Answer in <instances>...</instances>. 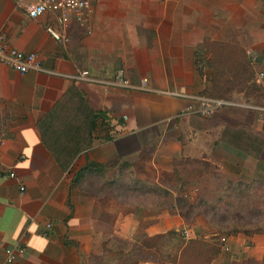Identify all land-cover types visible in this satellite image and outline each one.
Masks as SVG:
<instances>
[{
  "label": "crops",
  "instance_id": "0c3cea01",
  "mask_svg": "<svg viewBox=\"0 0 264 264\" xmlns=\"http://www.w3.org/2000/svg\"><path fill=\"white\" fill-rule=\"evenodd\" d=\"M46 23L44 18L30 20L10 0H0V33L8 45L35 53L43 70L61 75H19L0 66V109L7 115L0 139V260L4 248L19 245L23 253L13 264H96L110 255V242L115 241L122 255H154L160 249L157 257H139L135 264H177L188 241L219 243L224 238L208 264L261 261L264 235L222 237L201 216L185 221L166 211L142 216L118 209L112 217L110 207L119 208L114 201L95 202L88 196L81 197L86 205L82 212L71 178L84 157L105 166L120 160L135 165L140 174L181 158L200 159L194 154L198 138L205 136L195 127L200 118L185 112L190 102L167 94H201L208 72L195 69L194 57L207 47L222 50L234 68L250 69L248 52L262 62L264 0H94L84 27L70 26L65 44L44 32ZM119 69L132 85L146 79L152 92L62 77L86 70L93 78L109 80ZM234 73L233 68L225 70L220 83L226 101L235 106L217 112L215 163L222 174L264 180V114L243 108L254 101ZM51 111L57 122L81 127L79 135L90 139L65 168L44 147L36 129V122ZM91 112L102 114L107 123L92 119ZM111 218L108 234L92 231V221ZM85 221L87 230L81 232ZM168 232L179 236L170 235L156 247L140 246ZM176 237L180 243L173 248L169 242Z\"/></svg>",
  "mask_w": 264,
  "mask_h": 264
},
{
  "label": "trees",
  "instance_id": "16d2710c",
  "mask_svg": "<svg viewBox=\"0 0 264 264\" xmlns=\"http://www.w3.org/2000/svg\"><path fill=\"white\" fill-rule=\"evenodd\" d=\"M238 69L239 73L234 75V80L241 89L245 90V94L250 95L249 87L260 93L253 84L245 86L246 79H243L242 73L246 69L242 66H238ZM224 91L225 88L212 97L202 96L226 101ZM90 116L92 119L99 118L104 124L107 123L104 116L98 112H91ZM36 129L42 144L52 154L60 168L68 166L90 143L88 134L79 135L82 133L81 127L78 130L68 123L66 125L62 121L57 122V116L53 111L36 122ZM86 129L88 132L91 131V126H87ZM135 168V165L120 160L115 165L105 166L84 157V163L73 173L71 183L77 188L84 181L95 179L101 183V188L136 193L138 196L135 197V201L138 203V199H141L143 206L149 202L153 214L166 211L168 214L179 215L185 221L201 216L222 237L236 234L246 237L264 235V180L243 182L228 179L219 192L210 196L203 192L197 193L190 200L182 194L184 185L180 188H165L161 184L140 180L134 177ZM175 234V232L167 233V235ZM70 243L64 240V245ZM219 251L220 244L217 242L191 240L185 244L177 264H208ZM252 264H264V259Z\"/></svg>",
  "mask_w": 264,
  "mask_h": 264
},
{
  "label": "rangeland",
  "instance_id": "374dc122",
  "mask_svg": "<svg viewBox=\"0 0 264 264\" xmlns=\"http://www.w3.org/2000/svg\"><path fill=\"white\" fill-rule=\"evenodd\" d=\"M221 51L222 50H218L217 47L210 46V47H207L205 51H200V55L198 58L194 57L195 61L199 60L200 63L204 64V69L208 68L203 71H198L195 68L201 74H203L204 72H208V77L204 81L205 89L201 91L200 96L206 95V96L212 97L213 94H216L217 92L225 88L223 86L221 87L220 85V83L224 79V77H222V74H224L225 70H231L233 68L235 71L234 75L235 74L237 75L239 73L238 68H234L232 64H230L228 61H225L228 59V57L222 56L220 53ZM262 54H263L262 69L264 71V51H262ZM208 56L211 59H208L209 58ZM242 77L243 79H246L245 86H247V84L248 85L251 84L252 72L250 69L248 71L247 69L244 70V72L242 73ZM248 89L250 91V97H252L254 101L253 104L251 105L264 104V97L262 94L260 95L261 92L259 93L257 92V90H254L250 87ZM260 96H262L263 99L259 98ZM256 100H259V101H256ZM243 108H245V105L243 106ZM245 110H249V109H245ZM6 116H7L6 112L3 109H0V139L4 138V131H5L4 121L6 119ZM216 116H217V113L213 114L211 117H208V118L199 117L200 118L198 119L199 121H195V127L197 128L200 127L201 128L200 131H203L205 134V136L202 137L201 140L198 138V142L197 144H195L196 152H194V154L200 159H197L194 157L192 158L186 157V159L181 158L178 161H172L168 164L159 166L161 168H159L157 171L142 169L143 174H140L141 172L139 173L138 168H135V171L133 170L134 177L140 180H146L150 183L161 184L165 188H174V187L180 188L181 186L184 185L185 187L183 189L182 194L190 200L193 199L197 193L203 192L204 194H207V196H210L213 193L219 192V190H221L220 188L223 187L225 181L228 179L232 181L239 180L243 182H249L251 180H260V179H250V180L247 179L248 180L247 181L243 179H237V178L222 174L220 173V171H218L219 169L215 163L214 147L212 145V142L216 135V130H215ZM73 193L75 197L78 196L77 200L80 206V207L78 206V208H80L82 212L84 211L86 212V205L85 206L82 205L81 201H83V199H81V197L88 196V197L93 198L95 202L96 201H100V202L102 201H105V202L112 201L113 202L114 201L113 203L117 204L119 208L116 209L114 206L110 207V210H111L110 212H111L112 217L114 216L113 213L116 212L118 209H120V211L123 213H136L137 212L139 215H142V216L153 214L150 209L149 202L143 206L141 199H138L139 200L138 203L135 201V197L138 196L136 193H129L127 191L117 192L114 190V188H111L110 190L101 188V183L95 179L86 180L83 183H81L79 187L77 188L74 187ZM149 198H152V197H149ZM146 199L148 200V198ZM69 204L71 203L69 202ZM73 204L76 205L77 203H73ZM84 204L86 203L84 202ZM100 204H103V203H100ZM114 204H111V205H114ZM82 215H86V213H82ZM111 223H112V218H111V222L110 220L108 221V220L103 219V221L98 220V222L92 221L90 225L92 227V231L94 232L101 231L105 234H108V230H109ZM61 227H62V231H64V228H65L64 224H62ZM80 230L81 232H83L84 230H87L86 221L84 225L80 227ZM169 236L170 235H166L165 238L164 237L163 238H153L151 239L150 242L143 244V246L141 244L140 246L145 247V245L152 244V246L156 247L160 242H164V241L166 242V240L168 241ZM177 236H179V234ZM86 240L87 239H85V241ZM179 243L180 241L178 240L177 237L173 241L169 242V244H172L173 248H178ZM130 244L131 243L128 242L127 248L130 247ZM70 245H73V246L75 245L74 247L77 248L76 243L72 241ZM109 248H111L112 250L110 252V255H104L103 257L102 256L99 257V259L96 260L95 262L96 264H135L134 261L138 259L139 257L143 259H151L153 256L157 257L160 254V253L158 254V251L160 249L157 248L156 250L158 249L159 250L158 251L155 250L154 255L152 254L138 255L136 253V255L131 254L130 256L128 254V252L130 251H128L126 255H122V253H118V252H121L120 251L121 246L118 245V243H116L115 241L110 242ZM97 251L99 253V249ZM136 252H139V251L136 250ZM263 255H264V252H263ZM96 256L98 255L96 254ZM263 259L264 257L261 260ZM187 261L189 262L188 259ZM73 262H77V261H74L73 259Z\"/></svg>",
  "mask_w": 264,
  "mask_h": 264
},
{
  "label": "built area",
  "instance_id": "2783aa9c",
  "mask_svg": "<svg viewBox=\"0 0 264 264\" xmlns=\"http://www.w3.org/2000/svg\"><path fill=\"white\" fill-rule=\"evenodd\" d=\"M94 0H10L15 8L22 9L26 17L30 20L44 18L47 23L44 26V32L54 41L60 44L67 42V30L70 26L76 25L83 28L87 19V14L91 10ZM199 53L196 57H199ZM247 64L252 72L251 84H253L264 97V72L262 62L257 56L247 53ZM198 71L204 70V64L199 60L194 62ZM0 66L6 67L19 75L27 73H45L61 77L55 72L43 70L35 53H24L11 48L6 42V38L0 33ZM66 77L73 82H85L99 84L106 88H122L127 90H135L139 92H152L147 86V80L142 78L136 85L130 84L125 78L122 70H116L109 80H98L89 75L86 70L78 71L71 76ZM167 95L178 97L190 102L192 105L187 107L188 114L198 116L200 118H208L217 113L221 108L235 106L221 99H212L199 95L172 94ZM246 109L255 111L257 114H264V104L245 105ZM13 174H8L12 178ZM22 191V188H19ZM41 235H45L42 233ZM186 238V233L183 232ZM224 238L219 239V243H223ZM221 249H224L222 246ZM23 253V249L19 245L4 248L0 264H13L16 258Z\"/></svg>",
  "mask_w": 264,
  "mask_h": 264
}]
</instances>
